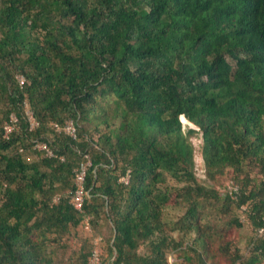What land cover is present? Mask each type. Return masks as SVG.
<instances>
[{"label": "trees", "instance_id": "1", "mask_svg": "<svg viewBox=\"0 0 264 264\" xmlns=\"http://www.w3.org/2000/svg\"><path fill=\"white\" fill-rule=\"evenodd\" d=\"M94 251L264 264V0H0V264Z\"/></svg>", "mask_w": 264, "mask_h": 264}, {"label": "built area", "instance_id": "2", "mask_svg": "<svg viewBox=\"0 0 264 264\" xmlns=\"http://www.w3.org/2000/svg\"><path fill=\"white\" fill-rule=\"evenodd\" d=\"M65 131L67 134L72 135L74 137L75 129L72 123H68L66 125ZM89 166H90L89 163L80 166V170L76 173L74 179L75 190L73 191L72 195L69 198L70 204L78 213H83L84 211L83 203L86 192L84 190L83 183H84L86 169ZM121 180L125 183L127 182L126 178H122ZM83 222L87 224L88 218H85ZM99 240L100 238H95V242ZM88 264H101L99 254L96 251L92 252L91 256L88 258Z\"/></svg>", "mask_w": 264, "mask_h": 264}, {"label": "rangeland", "instance_id": "3", "mask_svg": "<svg viewBox=\"0 0 264 264\" xmlns=\"http://www.w3.org/2000/svg\"><path fill=\"white\" fill-rule=\"evenodd\" d=\"M183 121L186 122L185 118H183ZM186 124H188V126H190V127H194L191 123L186 122ZM192 140L195 143L196 147L198 148L199 143H201V140L196 139V137H194ZM198 150L199 149H197L196 155H195L196 175H197L199 180L205 182V181H207V179H206L204 169H203L204 162H203V158L200 154V150L199 151ZM207 182H209V181H207ZM231 185H232V182H231V180H229V178L228 179L223 178L220 182V186H216V189L219 191V194H223L225 191H229L231 189L233 190ZM246 230L249 232L248 228H245V230L243 229V231H241L240 233H234L231 237V239H235L236 241L238 240L239 248L242 251L245 250V236L247 234ZM173 259H175L174 256H172V258L169 259V262H172Z\"/></svg>", "mask_w": 264, "mask_h": 264}, {"label": "clouds", "instance_id": "4", "mask_svg": "<svg viewBox=\"0 0 264 264\" xmlns=\"http://www.w3.org/2000/svg\"><path fill=\"white\" fill-rule=\"evenodd\" d=\"M181 120H182V119H181ZM183 123H186V122L183 121Z\"/></svg>", "mask_w": 264, "mask_h": 264}, {"label": "crops", "instance_id": "5", "mask_svg": "<svg viewBox=\"0 0 264 264\" xmlns=\"http://www.w3.org/2000/svg\"><path fill=\"white\" fill-rule=\"evenodd\" d=\"M121 181V180H120Z\"/></svg>", "mask_w": 264, "mask_h": 264}]
</instances>
